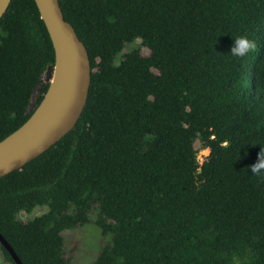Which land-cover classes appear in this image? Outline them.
I'll use <instances>...</instances> for the list:
<instances>
[{
    "label": "trees",
    "instance_id": "obj_1",
    "mask_svg": "<svg viewBox=\"0 0 264 264\" xmlns=\"http://www.w3.org/2000/svg\"><path fill=\"white\" fill-rule=\"evenodd\" d=\"M59 4L91 83L74 128L0 178V235L22 264H70L62 233L94 216L109 241L92 264H264V174L250 171L264 148V0ZM240 37L253 45L243 57L230 52ZM54 61L34 1L12 0L0 142L40 104ZM36 207L47 211L19 219Z\"/></svg>",
    "mask_w": 264,
    "mask_h": 264
},
{
    "label": "water",
    "instance_id": "obj_2",
    "mask_svg": "<svg viewBox=\"0 0 264 264\" xmlns=\"http://www.w3.org/2000/svg\"><path fill=\"white\" fill-rule=\"evenodd\" d=\"M12 0H0V20ZM54 50L42 80L48 89L28 120L0 142V178L36 159L76 125L87 101L91 64L86 47L65 21L59 0H33ZM14 264H22L0 235Z\"/></svg>",
    "mask_w": 264,
    "mask_h": 264
},
{
    "label": "rangeland",
    "instance_id": "obj_3",
    "mask_svg": "<svg viewBox=\"0 0 264 264\" xmlns=\"http://www.w3.org/2000/svg\"><path fill=\"white\" fill-rule=\"evenodd\" d=\"M140 41L132 45H128L126 50L139 46ZM142 55H148L149 51L147 48H140ZM37 93V90H36ZM35 103V96L32 98L29 110H31ZM197 150V159L200 163L209 154V149H202L199 147V143L195 144ZM208 151V152H207ZM47 211V207H36L31 212L22 211L19 214V219L21 221H29L33 218L42 215ZM95 216L92 218V222L88 223L82 227L66 230L62 233L65 246L67 249V257L70 260V264H92L96 259L101 248L109 241V237L102 235L101 231L95 223ZM0 264H12L5 260L4 255L0 249Z\"/></svg>",
    "mask_w": 264,
    "mask_h": 264
},
{
    "label": "clouds",
    "instance_id": "obj_4",
    "mask_svg": "<svg viewBox=\"0 0 264 264\" xmlns=\"http://www.w3.org/2000/svg\"><path fill=\"white\" fill-rule=\"evenodd\" d=\"M252 46L253 45L246 38L240 37L234 41L230 52L233 55L243 57L248 53ZM250 171L254 175L264 174V148H261L258 153L257 161L251 165Z\"/></svg>",
    "mask_w": 264,
    "mask_h": 264
}]
</instances>
